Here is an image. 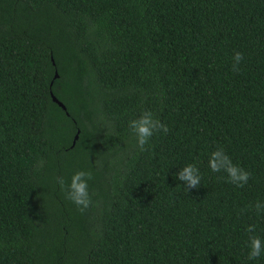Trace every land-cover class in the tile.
Wrapping results in <instances>:
<instances>
[{"label": "trees", "instance_id": "trees-1", "mask_svg": "<svg viewBox=\"0 0 264 264\" xmlns=\"http://www.w3.org/2000/svg\"><path fill=\"white\" fill-rule=\"evenodd\" d=\"M146 110L169 132L141 151ZM217 147L243 188L208 167ZM77 171L83 212L57 182ZM258 201L264 0H0V264H264L247 259Z\"/></svg>", "mask_w": 264, "mask_h": 264}, {"label": "clouds", "instance_id": "clouds-1", "mask_svg": "<svg viewBox=\"0 0 264 264\" xmlns=\"http://www.w3.org/2000/svg\"><path fill=\"white\" fill-rule=\"evenodd\" d=\"M243 60V54L235 52L233 55V72L240 71V64ZM129 130L135 136L137 147L141 151L145 150L147 145L154 134L163 132L168 134V127L163 124L159 119L155 118L153 113L146 110L140 114L138 118L132 119L128 124ZM208 167L213 173L223 172L227 176V182L235 185L238 188H243L251 178V173L244 168L233 163L229 155L222 147L210 153L208 159ZM92 179L90 172L77 171L71 177L70 183L65 188V180L62 177L57 178V182L62 189L65 190L66 198L72 202L79 211L83 212L92 204L91 194L89 192L88 181ZM176 179L181 181L184 188L188 191L190 189L198 188L201 185V174L199 168L195 164H188L183 166L177 173ZM253 207V206H249ZM257 214L264 210V204L259 201L254 205ZM248 236V260L259 259L264 255V240L256 235V226L249 225L246 228Z\"/></svg>", "mask_w": 264, "mask_h": 264}, {"label": "water", "instance_id": "water-1", "mask_svg": "<svg viewBox=\"0 0 264 264\" xmlns=\"http://www.w3.org/2000/svg\"><path fill=\"white\" fill-rule=\"evenodd\" d=\"M57 77H58V74L55 72L54 79H56ZM50 95H51L52 101H53L54 103H56L60 108H62V109L65 111V106H64L61 102H59V101L53 96L52 93H51ZM78 134H79V131H77V133H76L75 136H74V139H73V142H72V145H71L72 147L74 146L76 140L78 139Z\"/></svg>", "mask_w": 264, "mask_h": 264}]
</instances>
